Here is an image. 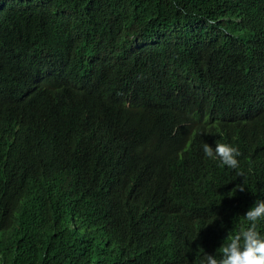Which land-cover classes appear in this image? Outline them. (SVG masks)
Segmentation results:
<instances>
[{"label": "trees", "instance_id": "16d2710c", "mask_svg": "<svg viewBox=\"0 0 264 264\" xmlns=\"http://www.w3.org/2000/svg\"><path fill=\"white\" fill-rule=\"evenodd\" d=\"M59 1L81 7L107 32L106 50L119 48L121 41L128 46L129 33L155 40L146 51L130 47V59L105 77L110 89L123 79L144 77L159 84L165 105L177 108L181 102L190 108L194 100L182 101L186 89L182 79L195 77L203 88L224 87L218 106L200 123L199 134L215 140L214 134L221 129L222 140L241 152L240 168H222L202 156L195 171L175 166L166 172L182 197L187 201L192 197L201 210L195 230L207 240L196 257L206 252L219 256L230 232L241 227L256 200L264 199V150L251 136L252 126L261 125L264 110L262 0ZM42 18L23 8L10 20L12 50L4 57L2 70L12 89L21 90L26 60L39 50ZM172 45L183 53L171 51ZM56 46L46 42L41 48L49 51ZM135 97L130 93L129 101ZM7 99L0 103V120L14 113L13 101ZM98 101L93 94L58 87L29 103L42 127L30 143L46 158L39 160L36 171L38 189L24 186L32 180L14 182L12 176L22 169L13 156H0V264H163L153 256L151 237L136 228L140 220L123 217L115 223L107 215L109 204L120 210L122 195L104 185L122 184L126 180L119 176L122 172L127 178H142L139 168L131 164L144 137H133L138 115L135 118L131 110L120 115L100 110L104 121L95 123L92 109ZM52 116L75 124V144L47 133ZM173 123L172 119L165 129L170 130ZM152 128L153 123L144 127ZM216 181L221 189L211 193L209 186ZM241 186L244 191L239 190ZM258 230L264 234V223Z\"/></svg>", "mask_w": 264, "mask_h": 264}, {"label": "clouds", "instance_id": "9594fccd", "mask_svg": "<svg viewBox=\"0 0 264 264\" xmlns=\"http://www.w3.org/2000/svg\"><path fill=\"white\" fill-rule=\"evenodd\" d=\"M261 3L264 7V0ZM23 8L33 16H43L40 21L42 41L38 52L26 60L24 83L19 90L12 89L6 82L2 62L12 50V44L8 46L9 32L12 31L10 20ZM106 34L81 7L75 5H64L59 0H0V103L8 101L9 97L14 112L0 120V156L4 159L13 156L22 169L17 176H12V180H32L30 186L29 183L24 186L39 189L36 171L39 160L46 155L35 151L30 143L42 127L29 110V103L39 94L58 87L93 94V98L99 100L92 109L95 123L104 121L100 110L116 115L131 110L134 117L138 115L135 117L138 127L133 137H144L136 145L137 155L131 164L139 168L142 178L138 179V175L127 178L122 172L119 176H125L127 181L104 185L122 195L120 210L107 205V215L114 217L115 223L123 217L140 220L136 228L151 237L148 242L153 256L163 264H264V234L258 230V226L264 223V199L256 200L243 216L241 227L230 232L219 249V256L206 252L198 259L196 254L207 240L202 232L195 230L200 223L201 210L192 203V197L190 201L185 200L166 175L175 166H188L195 171L197 158L202 156L222 168H240L238 158L241 152L238 147L222 140L225 134L221 129L214 134L215 140L208 139L207 134H199L200 123L206 122L203 119L208 120L211 111L218 106L224 87L210 85L203 88L195 77L182 79L186 84L182 101L188 104L194 100L190 108L181 102L177 108L165 105L161 101V97L166 96L162 88L156 81L144 77L123 79L110 89L105 84V77L111 69L130 59L131 48L146 51L155 40L129 33L126 38L128 46L121 41L119 48L106 50ZM46 42L57 43V46L44 51L41 46ZM171 51L183 53L175 45ZM130 93L136 95L131 101ZM262 116L261 125L252 126L254 133L251 136L255 145L261 144L264 150V110ZM172 119L173 127L166 130ZM152 123V129H144ZM47 133L69 144H75L78 139L75 124L57 116L51 117ZM252 147L248 145V148ZM238 175L242 177L243 173L238 172ZM220 189L218 181L209 186L211 193H219ZM239 190L244 191L245 187L241 186Z\"/></svg>", "mask_w": 264, "mask_h": 264}]
</instances>
